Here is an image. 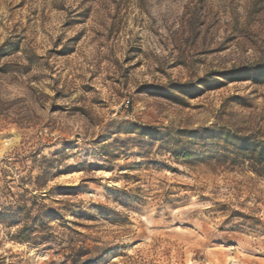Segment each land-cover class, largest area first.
Listing matches in <instances>:
<instances>
[{"label":"rangeland","instance_id":"374dc122","mask_svg":"<svg viewBox=\"0 0 264 264\" xmlns=\"http://www.w3.org/2000/svg\"><path fill=\"white\" fill-rule=\"evenodd\" d=\"M264 264V0H0V264Z\"/></svg>","mask_w":264,"mask_h":264},{"label":"trees","instance_id":"16d2710c","mask_svg":"<svg viewBox=\"0 0 264 264\" xmlns=\"http://www.w3.org/2000/svg\"><path fill=\"white\" fill-rule=\"evenodd\" d=\"M72 263H73V264H76L74 260H72Z\"/></svg>","mask_w":264,"mask_h":264}]
</instances>
